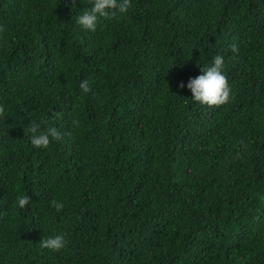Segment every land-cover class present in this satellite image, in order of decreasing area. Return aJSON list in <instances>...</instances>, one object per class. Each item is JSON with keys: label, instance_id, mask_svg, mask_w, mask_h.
Instances as JSON below:
<instances>
[{"label": "trees", "instance_id": "obj_1", "mask_svg": "<svg viewBox=\"0 0 264 264\" xmlns=\"http://www.w3.org/2000/svg\"><path fill=\"white\" fill-rule=\"evenodd\" d=\"M90 6L0 0V264H264V0H131L95 32ZM216 55L209 106L187 83Z\"/></svg>", "mask_w": 264, "mask_h": 264}, {"label": "clouds", "instance_id": "obj_2", "mask_svg": "<svg viewBox=\"0 0 264 264\" xmlns=\"http://www.w3.org/2000/svg\"><path fill=\"white\" fill-rule=\"evenodd\" d=\"M90 5L77 17L76 23L84 30L95 32L100 17L115 15L117 12L126 13L131 7V0H90ZM233 51H238L235 45H233ZM224 64V57L216 55L213 58L212 66L202 68V75L189 79L187 87L193 93V100L209 106H218L229 102L231 90L229 82L222 71ZM79 87L83 93L91 92V84L88 79L82 80ZM179 87L183 89L185 87L184 83L181 82ZM4 112L5 108L0 106V114ZM55 115L58 117L60 114ZM43 123H46V121L32 122L25 129V132L31 133V143L36 148H47L50 144V138L54 140L62 138L61 133L55 127L42 130L41 124ZM74 123L78 124V121H74ZM30 201L31 197L28 195L21 194L17 197V204L20 208L29 205ZM52 205L58 212L64 207L63 203L55 200L52 201ZM66 243L65 236L58 234L43 236L39 245L44 249L59 251L66 246Z\"/></svg>", "mask_w": 264, "mask_h": 264}]
</instances>
